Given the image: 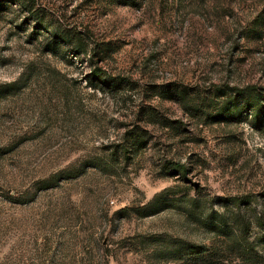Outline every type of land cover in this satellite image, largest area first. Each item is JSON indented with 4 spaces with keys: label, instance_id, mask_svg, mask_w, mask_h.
Wrapping results in <instances>:
<instances>
[{
    "label": "rangeland",
    "instance_id": "rangeland-1",
    "mask_svg": "<svg viewBox=\"0 0 264 264\" xmlns=\"http://www.w3.org/2000/svg\"><path fill=\"white\" fill-rule=\"evenodd\" d=\"M20 1L0 0V264H264V0Z\"/></svg>",
    "mask_w": 264,
    "mask_h": 264
},
{
    "label": "trees",
    "instance_id": "trees-1",
    "mask_svg": "<svg viewBox=\"0 0 264 264\" xmlns=\"http://www.w3.org/2000/svg\"><path fill=\"white\" fill-rule=\"evenodd\" d=\"M26 3H27V1H25V0L20 1V4H22V6ZM22 6H20V7H22ZM56 40H64L65 44H69L72 41V37H65L63 35H57L56 34ZM75 50H76V53L79 55L87 53L86 49L84 47H81V46H79V47L77 46V49H75ZM90 59H92V57H90ZM92 78L94 80H97V82L100 83L102 86H105V87H115L116 86L115 78H113L110 75H107L101 69L95 68L93 70V73H92ZM246 90H247V92L254 91L253 88H247ZM255 108L257 109V107H255ZM258 111L259 110H255V112H254V117L256 120H259V118H260V115L257 113ZM166 169L172 173H178L182 177H185L187 175V172H188L186 166L184 164H180V163H169L166 166ZM232 202H233L232 204L235 207H236V205H239V203H240V201H237V200H233ZM190 250H191L192 254L200 256V255H203L205 253L206 248L204 246L192 245L190 247Z\"/></svg>",
    "mask_w": 264,
    "mask_h": 264
}]
</instances>
